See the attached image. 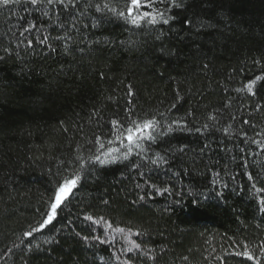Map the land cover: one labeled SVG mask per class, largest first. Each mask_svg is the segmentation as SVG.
<instances>
[{
    "label": "trees",
    "instance_id": "obj_1",
    "mask_svg": "<svg viewBox=\"0 0 264 264\" xmlns=\"http://www.w3.org/2000/svg\"><path fill=\"white\" fill-rule=\"evenodd\" d=\"M180 2L154 28L89 9L68 51L55 37L72 9L0 8V264H254L245 244L264 264V0ZM257 76L255 95L237 91ZM129 115L187 125L147 145L168 163L81 169L53 224L25 236L97 139L119 147L110 121Z\"/></svg>",
    "mask_w": 264,
    "mask_h": 264
},
{
    "label": "snow or ice",
    "instance_id": "obj_2",
    "mask_svg": "<svg viewBox=\"0 0 264 264\" xmlns=\"http://www.w3.org/2000/svg\"><path fill=\"white\" fill-rule=\"evenodd\" d=\"M168 4L167 8L161 10L157 7V4ZM30 5L33 9L40 11L44 16H50V8H54L56 5H62L64 11L72 9L74 15L69 13L67 26L63 21H60L58 27L66 28L65 34L63 36H57L55 39L63 40L65 42V50L68 51L71 47V41L73 36L70 35L72 31L79 33L78 24L81 23L80 18L88 15V10L93 9L96 13L101 14V18H106L111 14L112 17L122 19L127 24L131 25L133 28H141L144 26H152L153 28L156 25H167L170 20L175 19V17L168 15L167 13L171 8H180L182 3L180 0H0V8H9L12 5ZM80 4L82 7L77 8V5ZM59 19V16H57ZM96 24L93 22V27ZM36 27L35 24H30L28 28L25 29L26 32H30ZM87 27V25H84ZM162 34V33H161ZM49 37L44 36L43 39H40V43H47ZM124 43V42H121ZM27 47H32V41L28 40ZM51 48V45H48ZM54 50V49H53ZM7 51V49L5 50ZM3 59V57H0ZM261 77L257 76L254 80L248 82L245 85L244 89H237V91L246 90L249 93L253 92L256 81L260 80ZM129 87V95H132L131 85ZM132 112V109H129V113ZM161 117L165 116V113L159 114ZM210 120H215L216 117L210 115ZM112 126V136L113 138L108 140V145H119V147L111 146L105 149V143L101 139L95 141L99 145L100 154H94L93 157H89L87 160L84 157H78V163L80 169L72 172L69 175L63 177L62 181L53 189V195L49 201L48 209L46 215L42 218L41 221L37 222V226L32 229V232H26L25 236L31 237L33 232L42 231L49 225H52L53 222L57 219L58 212L63 210L65 202L72 195L73 190L76 189L81 180V169L89 168L91 165L105 166L109 164L116 163L118 160H127L133 153L141 157L151 164L156 165L157 167L162 166L163 164L168 163L167 157L160 155L158 153L148 155L149 147L157 142V140L165 135L170 133L175 129H187L186 124H182L179 121H172L166 126L163 125L161 119L155 117H145L142 119H133L129 115L124 121L113 119L110 121ZM204 128H207L208 125H204ZM200 131V129H196ZM227 131V130H225ZM257 144L260 141H255ZM179 151H183V148H180ZM154 156V158H153ZM251 179V176L249 177ZM156 192L163 194V192L170 191L168 188L160 189L156 187L155 184L149 185ZM255 188V185H253ZM256 192H264V188H256ZM143 199V197H141ZM261 210L264 211V198L260 199ZM85 219L92 221L91 216H86ZM103 221L101 218L100 221H93L94 223H100ZM107 224L106 221H103ZM108 228H112L111 224H107ZM116 233L121 234L127 238L130 247L127 251H132L133 249L139 250L141 245L136 243L131 239L133 233L131 230H125L124 228H115ZM135 235H140V233H135ZM87 239V237H85ZM104 241H101L103 243ZM244 251L237 252L236 255H241L249 261H254V264H260L259 259L256 258L251 251L248 250V245H243ZM262 253H264V244L261 245ZM123 264H129L128 261H124Z\"/></svg>",
    "mask_w": 264,
    "mask_h": 264
}]
</instances>
